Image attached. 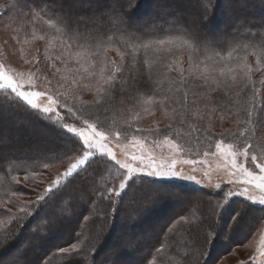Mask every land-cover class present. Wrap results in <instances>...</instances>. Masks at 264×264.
<instances>
[{"label": "snow or ice", "instance_id": "snow-or-ice-1", "mask_svg": "<svg viewBox=\"0 0 264 264\" xmlns=\"http://www.w3.org/2000/svg\"><path fill=\"white\" fill-rule=\"evenodd\" d=\"M52 2L6 0L0 5L4 14H8L26 8L30 3L35 4L39 10L29 13L33 30L26 31L23 43L27 44L31 39L45 41L49 45L54 40L59 44V54L49 59L54 69L53 78L64 82L53 86V78L45 76L46 83L37 90L38 62L27 61L34 63L28 72L0 63V114L13 115L23 107L26 112L18 130H24V123L30 127L41 125L64 141L56 150L40 152L42 167L33 165L31 174L23 173L25 181L42 187L43 191L30 189L36 199L24 203L19 209L22 215L10 213L8 224L16 222L19 225L20 221L33 214V207L46 206L77 177L85 182L80 188L85 204L106 200L113 211L124 197L135 198L132 184L135 180L143 182L144 177L151 178L149 182L183 181L204 186L197 178L195 167L190 171L183 167L201 162L180 159L186 150H191L193 140L200 143L202 139L209 146L215 140V152L205 151L203 156H223L231 169L228 183L242 186L238 191L228 193L229 197L242 199L218 204L217 215H222L227 207L235 204L231 225L235 228L242 225L250 213L264 212V153L253 151L246 131L241 130L259 119V89L253 84L252 75L257 71L264 73V40L241 44L227 54L217 51V39L205 31L208 27L205 20L210 14L209 0H192L200 10L199 15L169 11L167 6H163L162 13L143 23L135 19L143 0L137 4L109 0L102 11H93L87 17L71 10L65 11L63 0L55 8L40 6ZM105 23L115 31L107 34ZM162 24L168 27L160 26ZM173 24L178 28L173 29ZM17 40L19 42V37ZM109 50H114L119 59L109 57ZM183 51L189 52L186 62L177 58V54ZM249 57L253 58L252 62ZM160 77L167 80L166 89L157 86L150 92L146 91L143 98L132 96V92L154 81L158 85ZM261 83L264 84V80ZM80 87L93 92L91 102L79 98L76 89ZM117 94H127V102L132 103V108L140 107L146 114L162 111L168 123L163 128H134L133 121L140 119V113L125 109V118L118 128L104 127L97 114L112 108ZM233 95L238 98L250 95V99L238 105L236 113H231L227 105L216 104L217 112L225 114L220 118L231 116L238 126L235 132L226 130L217 137L211 126L205 124L208 102L216 96L231 98ZM121 107H125L124 102ZM177 129L185 131L178 132ZM149 136L153 137L151 142ZM129 137L135 151L131 152L130 158L128 153H123L124 159H121L114 149L119 148L122 141H129ZM157 149L160 150L159 155L156 154ZM105 157L117 171L109 174V183L96 187L100 182L98 172L87 176L81 174L88 172L94 160ZM8 159L16 157L0 155V173H4L5 178L4 164ZM65 160L67 165L62 172L51 171L56 163L62 164ZM252 166L258 171L252 170ZM39 175L46 176L47 182L36 180ZM11 183L14 185L11 195L17 196L20 189L15 186L21 184L20 176H11ZM215 188L220 190L216 195L223 199L221 185L216 184ZM114 200L117 201L115 204ZM254 205H259V209ZM87 219L85 216L84 220ZM11 235V229H6L4 243ZM75 238L79 239L78 233ZM256 251L264 257V238ZM58 252L69 257L66 264H85L80 259L82 249L78 243L61 247ZM255 260L256 256H253L250 264ZM17 264L25 262L20 260ZM204 264H207L206 260Z\"/></svg>", "mask_w": 264, "mask_h": 264}, {"label": "trees", "instance_id": "trees-1", "mask_svg": "<svg viewBox=\"0 0 264 264\" xmlns=\"http://www.w3.org/2000/svg\"><path fill=\"white\" fill-rule=\"evenodd\" d=\"M211 1L213 3V7H210L212 9L210 10V14L208 18H206L205 22L208 25V29H210L211 31L215 29L216 31L218 30L219 25H222L224 22L228 21L227 15H225L227 11H223V9H221L220 5L222 0ZM255 1L261 2V7H263L261 11H259L258 15L252 17L247 16L244 13L239 14L240 11H238L239 13L235 16V19L237 20H233V25L229 24L223 27L222 31H219L214 35L218 43V47L216 49L217 51H222L227 54V52L232 51L234 48H237L241 44H247L249 42L258 43L260 40H264V1L252 0L250 3H246L244 8H251L253 6H256V4H254ZM108 2L109 0H93L92 3L87 1L85 2L84 6H80V8H77L76 6H70L69 4H66L67 1L63 0V9L65 11L71 10L74 14L87 17L91 16L93 11H102L104 5H106ZM123 2L126 4L129 2L137 4L139 3V0H123ZM159 2L164 3L162 0H143V6L139 9V11H136L135 13L136 21L137 19L142 18L143 22H145L151 20L157 13H161L162 8L164 7H162ZM36 3H39V0H36ZM89 3L92 4L94 9H92L90 5H87ZM153 5L154 7L152 8ZM40 6L44 7L45 9L55 8L59 6V3L52 2L51 4H41ZM166 6L169 5L167 4ZM38 10L39 9L35 6L34 3H30L26 8H20L18 9V11L15 10L11 13L5 14V18L3 19L8 20V22L11 23L8 24L11 25L10 28H12V30L14 29L13 31L15 33H18L17 36L19 37V42L17 44H22L23 47L25 45H28V51L30 50V54L33 55V57L36 59L35 62H38L40 66L39 72H37V76L44 83H46L45 76L53 78L54 74V69H52L51 67L52 60H50L49 57L54 59L55 56L59 54V44H57L54 40L52 41V44L49 45L45 41L31 39H29V42L27 44L23 43L26 31L31 32L33 30V25L32 23H30L31 17L29 13ZM259 18H263V20H260ZM160 26L168 27V25L166 24H162ZM171 27L173 29L178 28V26L175 24H173ZM104 29L107 34H111L115 31L107 23H105ZM36 30L39 34V26H37ZM107 55L114 59H119L117 53L114 50H109ZM177 58H182L186 62L189 58V52H180L177 54ZM249 60L250 62H252L253 58L249 57ZM34 63H32L33 65L31 69H33ZM158 80V85L156 81H154L152 84L146 87H142L139 91L132 92V96L143 98L146 94V91L150 92L157 86L162 90L168 87V82L166 79L160 77L158 78ZM262 80H264V73L259 71L253 73L252 82L256 86V88L259 89L258 104L261 107V109H259V119L257 122L248 126L247 129L241 130L246 131V135L248 136L249 140H253L252 136H255V140L259 138L260 141L264 142V84L261 83ZM58 83L64 82L58 81L57 79L53 78V86H56ZM76 91L79 98L84 101L91 102L94 99L93 92L87 88L80 87L79 89H76ZM128 99L129 97L127 94H117L113 101L114 106L107 111H102L97 114L101 124L104 127L118 128L125 118V109H132V111L140 113V119L133 121L134 128H163L168 123V119L165 117L162 111H156L154 115L146 114L140 107L132 108V103L127 102ZM248 99H250V95L249 97L239 98L235 95H233L231 98L222 96L213 97L212 100H209V106L205 110V124L211 126L212 132L217 134V137H219L220 133L225 132L226 130L235 132L238 127L237 124L234 122L231 116L221 119V115L225 114L217 112L216 104L227 105L231 113H236L238 111V105L245 103ZM213 101H215V103H213ZM122 102L125 103L124 108L121 107ZM25 112L26 110L23 107H20L13 115L0 114V155L6 157H16V159H8L4 164V168L7 172V177L5 178L4 173H0V202H8V204L11 206V209L12 206L17 203L19 198H28L33 196L30 190H27L21 185L15 186L20 190L17 192V196H12L11 192L14 185L11 183V176H24V172L31 173L33 165L39 164L42 167L43 161L40 158V152L46 149L56 150L61 144L64 143V141H62L55 134V132L49 131L47 128H44L41 125L30 127L27 123H24V130H18ZM177 131L179 132L185 130L177 129ZM148 139H153V137L149 136ZM251 143L253 144L254 141ZM257 144L259 143L257 142ZM214 145L215 140L211 142V146H209V143L206 140L202 139L200 143H195V141L193 140L191 149L194 150V152H201V149L211 150ZM107 169H110L111 171L112 166L106 160L96 159L89 166L88 172L82 173L81 176H87L92 174L93 172H98L100 174L99 183L101 185H98V183L96 184V187H102L104 186L105 179L110 178L109 174L111 172L107 171ZM106 172H108V174H106ZM105 176H107V178H104ZM83 183L85 182L81 180V177H77L76 180L72 181L66 189H63L61 192L57 193L52 201H50L46 206H44L43 208L37 207L36 209H34L33 214L30 217H27L28 220H26L27 218H25L24 220H22L24 221L23 223L22 221L19 222V225H17L16 222L8 225L6 229H11L12 235L7 238L6 243H4L6 230L0 232V249H2V253H0V256H4L6 254V251L3 248L7 247L13 249L16 246H21L22 244L27 243V240H30L29 248L36 250L37 252L36 257H34L35 259H33L32 261L28 259V256H30L29 249L28 251L23 253L22 257L17 258L18 260H16L12 264H17V262L20 260H23L25 264H66L69 257L67 255L60 254L58 252V249L61 247H69L70 244L74 242L75 233L78 230L79 233L82 232L81 228H83L82 233L84 236V240L86 238L88 242L85 244V247L83 249L81 248L82 255L89 258L91 256V251L97 249V247L95 248V246L99 242V238L101 239L104 231L109 228V223H111L110 220L112 219L113 221L115 217L112 218V206L109 205L106 200H99L90 205L84 203V200L82 199V193L80 191L81 185ZM147 184L148 186L133 184V189L137 194L135 195V198L136 200L140 201H137L135 203L137 205L134 206L133 216L127 215L122 219V222H124L126 225L125 230H127L128 233H134L138 236H142L143 234L146 235V226L153 216L162 214L166 212L169 207H172L171 201H167L164 199H161V201L159 199L160 196H158L157 194L158 190H160L158 193L161 194H165V192L167 191L172 192L173 190H175L180 194L193 195L192 193H189V188L180 185V188H178V185H171V183L162 182L158 183V186L156 184V181L149 183L147 182ZM153 184L159 187V189L152 193L153 195H157V197H155L154 199L151 198V195L146 197V194L149 192V187H154ZM68 192L78 194L75 197H71L68 195ZM197 194L205 196L196 203L198 204L199 209L196 208L195 211L197 212L196 214L198 219L202 217L206 219V224H202V222L200 224L198 222H194L193 224L185 225V229L180 230V233H176L174 235V238H168L167 234L163 233L165 229H161L159 230L157 236H155V241L153 240V242H151L150 244L145 243V237H141L140 239L142 242H133L132 245H134V253H136V251H141L140 253H144L142 254L144 255L142 264H144V262L146 264L151 259V256L155 255L153 252H155L158 244H160L162 241L164 243L165 239L169 240L171 246L173 244L177 245L178 240L180 239L179 236H177L179 234L182 235V239H185V245L188 247L189 254L184 259V264L185 262L186 264H204L205 259H207V253L211 251V243L213 244L212 247H214L215 252L224 247L223 243L218 238L220 237L219 235L221 233L219 232L221 230L228 233L227 239L230 243L228 247L229 250L226 252L228 253L233 247L237 245L243 246L245 243H247L254 232L257 231L262 224H264V212L257 210L250 213L246 217L249 225L243 222L242 225L233 228L231 227L232 208L235 207V204L227 207L223 211L221 216L217 215L216 217L215 213H212L209 203L206 201L209 196H206L207 194L203 192ZM123 199L128 202L127 197H124ZM69 200H71L72 202H70ZM122 202L123 200L121 201V203ZM46 207H52L51 209L57 210L55 211V213H53V211L49 212L47 209L45 210ZM253 207L259 209L258 207ZM121 213L123 212L121 211ZM139 213H142V215L146 217H139ZM5 214L6 213L4 212H0V219H8V215ZM47 215L50 216L51 219H53V224L49 225V221H47ZM85 216L88 217L87 221L84 220ZM99 217H101L100 221H102L100 223H98ZM197 225L199 226L197 227ZM211 225H215L214 232L210 233L208 231L206 233V229ZM239 230H243V238L238 244L236 240L234 241L235 238L234 236L232 237V232ZM17 236H20V238H18ZM46 241L47 243L44 244V242ZM89 247L92 248L88 249ZM173 248L174 247H172V249ZM129 253L130 252L128 250H122L119 257L127 258L129 256H132ZM170 255L171 254H168V256ZM179 260L183 261L181 258H179ZM166 263L163 262V264ZM207 264H209V262H207Z\"/></svg>", "mask_w": 264, "mask_h": 264}, {"label": "rangeland", "instance_id": "rangeland-1", "mask_svg": "<svg viewBox=\"0 0 264 264\" xmlns=\"http://www.w3.org/2000/svg\"><path fill=\"white\" fill-rule=\"evenodd\" d=\"M66 1H67L66 4H69L70 6L71 5L76 6L77 8H80V6H84L85 2L87 1L90 3L93 2V0H90V1L89 0H66ZM162 1L164 3L159 2L161 6L163 7L168 4L169 6L167 7L169 10L178 11V12H182L185 14H194V15L200 14V10L197 7H195L192 0H162ZM210 1L211 0H209V8L213 7V3L212 1L211 2ZM251 1L252 0H231V1L222 0L220 6H221V9H223V11H227L225 15H227L228 21L224 22L222 25H219V28L216 31L215 29L211 31L208 28L205 31L208 33L214 34V35L217 34V32L222 31L223 27L233 23L235 16L239 13L238 11H240L239 14L244 13L247 16L255 17L256 15H258L259 11H261L263 7H261V4H262L261 2L255 1L254 4H256V6H253L251 8H244L246 3L248 4ZM53 2L59 3L60 0H53ZM5 3H6V0H0V5L5 4ZM90 3L87 5H90V7L94 9L92 4ZM153 7L154 5L152 6V8ZM211 9L212 8H210V10ZM163 10L164 8H162L161 13L163 12ZM16 11H18V9H16ZM3 18H5L4 9L0 8V63H4L8 67H11L17 71L28 72L29 70H31V67L33 64L26 63V62L27 61L35 62L36 59L33 57V55L30 54V50L28 51L27 49L28 45H25L23 47L22 44L20 45L17 44L18 43L17 41L18 33L17 32L15 33L13 31L14 29L12 30V28H10L11 25H8L11 23L8 22V20L3 19ZM259 19L263 20V18H259ZM137 22L142 23L143 22L142 18L137 19ZM21 49H23V51H21ZM44 84L45 83L41 79H38L37 80V90H39L40 87ZM259 109H261V107H259ZM252 137H253L252 138L253 140L250 139L249 141L251 142L254 141L253 151H256L258 153H264V144H261L264 142L260 141L259 138L255 140V136H252ZM130 139L131 138L129 137V141H122L121 146L119 148L114 149L117 152L119 158L124 159V156L122 155L123 153H128L129 158H130L131 152L135 151V149L131 147ZM148 140L149 142L152 141V139H148ZM257 142L259 144H257ZM145 147H149V145H145ZM159 151L160 150L157 149L156 151L157 155H159ZM205 151H209L210 153L215 152V145L211 150L201 149V152H194V150L192 149L190 151L186 150L180 156L181 160L196 159L197 161L201 162V163H197L195 166L183 165V167L185 171H190L192 167H195L197 178L202 180V185L204 186L196 185L190 182H183V181L156 180V184L158 186H159L158 183L163 182V183H171V185L173 184L178 185L177 186L178 188H180L179 185L187 187L189 188V193H192L193 195L180 194L179 192L175 190H173L172 192L167 191L165 192V194L162 193L163 194L162 195L161 193H158L160 191L158 190L157 194L158 196H160L159 199L171 201L172 207H169L168 210H166V212L162 214L153 216L148 222V225L146 226L148 228V230L147 228L145 229L146 230L145 232H147L146 235L141 234L142 236L135 235L134 233L133 234L128 233V231L125 230L126 229L125 223L122 222V219L125 218L127 215L133 216L134 206L137 205L135 203L140 200H136V198L129 199V197H127L128 202H126L125 199H123L122 203L121 201L119 202V207L116 208L115 211L113 210L111 211V216L112 218L115 217V219L113 221L112 219L110 220L111 223H109V228L104 231L102 238L101 239L99 238V242L95 246V248L97 247V249H95L94 251H91V256L89 258L82 255L80 259L84 261L85 264H142L143 262L142 259L144 256L142 254L144 253H140L141 251H136V253H134L133 251L134 245H132L133 242H136V243L137 242L139 243V241L142 242L140 238L145 237V243L150 244L151 242H153V240L155 241L156 239L155 236H157L159 230L161 229H165L163 233L167 234L168 238L169 237L174 238V235L176 233H180V230L185 229V225H190V224H193L194 222L196 223L198 222L199 224L202 222V224L203 223L206 224L205 222L206 219L203 217L198 219L197 214H196L197 212L195 211L196 208L199 209V206L196 203L200 201L202 197H205L197 193L203 192L207 194L206 196H209L206 201L209 203L210 209L212 213H215L216 217H217V212L219 211V209H217L218 204H225L228 200L242 199L241 197H229L228 196V193L238 191L240 187H242L239 184H235V183L229 184L228 183V180L230 179L229 171L231 170L230 164H228V162L224 159V157L220 155H215V156L209 155L208 157H204L203 153ZM101 159L106 160L112 166V164L109 162V158L105 157ZM203 161H207V162L203 163ZM66 165H67L66 160L62 164L56 163L55 167H53L51 171L56 172L57 170H59L62 172L65 169ZM252 170H256L254 166H252ZM107 171H110V169L109 170L107 169ZM116 171L117 169L112 166V170L110 171L111 174H115ZM205 173H207V175H205ZM28 174H31V173H28ZM106 174H108V172H106ZM107 176H105L104 178H107ZM35 179L44 180L45 183L47 182V177L43 175L36 176ZM150 179L151 178L144 177L143 182H141L140 180H135L134 184L141 185V186H148L147 182L149 183ZM20 180H21L20 185L26 188L27 190L35 189L36 191H43L42 187H37L35 184H30L27 181H25L24 176H20ZM110 180H111V176L110 178L105 179L104 185L109 183ZM216 184H220L223 189V197H224L223 199H221L220 197L216 195V193L220 191L215 188ZM98 185H101V184L99 183ZM153 185H154L153 188L149 187V192L146 194L147 195L146 197L151 195V198L154 199L155 197H157V195L155 194L153 195L152 193H154V191L159 189V187L156 186L155 184ZM132 187H133V184H132ZM77 194L78 193L73 194L72 192H68V195L71 197H75ZM194 194H197V195H194ZM35 199H36L35 195L28 197V198L21 197L18 199L19 203L18 202L15 203L14 206H12V209H11V206L8 204V202H0V210H3L0 212H4L6 213L5 215H8V219L7 218L0 219V222H2L0 223V232L6 230L8 225H10L8 224V221L10 219V216H9L10 213L16 214L18 216L22 215L19 209L24 205L25 202L34 201ZM69 201L72 202L71 200ZM116 202H117L116 200L113 201L114 204ZM254 206L258 208L260 207L259 205H254ZM36 208L37 207H33L31 209V212L33 213L34 209ZM51 208L46 207L45 210L47 209L49 212L53 211V213H55L57 209H51ZM121 211L123 213H121ZM138 215L139 217L141 216L142 218L146 217V216H143L142 213H139ZM218 216H221V215H218ZM100 219L101 217H99L98 223L102 222L100 221ZM26 220H28V218ZM52 220L53 219H51L50 216L47 217V221H49V225L53 224ZM23 222L24 221H22V223ZM244 223L249 225V222L248 220H246V218L244 220ZM214 226L215 225L208 226V228L206 229V233L208 231L210 233L214 232V229H215ZM81 230L83 232V228H81ZM112 230H113V234H112ZM78 231L76 233L79 234V239L77 240L75 238L73 243L80 244L81 248L83 249L85 247V244L88 242V240L86 238L84 240L83 233L82 232L79 233ZM76 233L74 235L75 237H76ZM219 233L221 234L219 235L220 237L218 238L219 240H221L224 247H222L219 251L215 252L214 247H212L213 244L212 243L210 244L211 251L207 253V257H206L207 259H205L207 262H209V264L211 263L213 264H250L251 258L253 256H256V260L254 261V264H262V262H264V257L259 256L256 251L257 248L261 246V239L264 238V224H262L260 228L254 232V234L252 235V237L249 239L247 243H245L243 246L237 245L233 247L231 251L228 253H226L229 250L228 247L230 244L227 239L228 233L222 230ZM177 236H179L180 238L178 240L177 245L173 244L174 246L173 245L171 246L169 240L167 239H165L166 241L164 240V243L162 241L160 244H158L159 247L157 246V248L155 249V252H153L155 255L151 256V259L146 264H163V262L165 263L167 262L166 264H184V259L189 254L188 247L185 245V239L184 238L182 239V235L179 234ZM233 236L235 238L234 241L236 240V242H238L239 244V242L243 238V230L241 231L239 230L235 232L233 231L232 237ZM17 237L20 238V236H17ZM29 241L30 240H27V243H24L21 246H16L13 249L7 248V247L3 248L5 249L6 254L4 256H0V264H12L16 260H18L17 258L22 257L23 253L28 251L29 249H30V252H29L30 256H28V259L31 261L35 259L34 257H36L37 252L36 250L29 248ZM45 243H47V241L44 242V244ZM172 247L174 248L172 249ZM90 248L92 247H89L88 249ZM122 250L123 251L128 250L130 252L129 254L132 256H129L127 258L119 257L121 255ZM0 253H2V249H0ZM168 254H171V255L168 256ZM179 258H181L183 261H180Z\"/></svg>", "mask_w": 264, "mask_h": 264}]
</instances>
